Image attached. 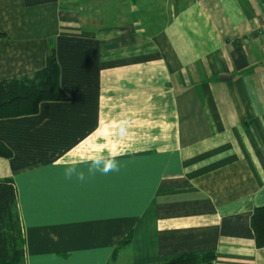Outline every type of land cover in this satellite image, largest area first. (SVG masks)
I'll return each mask as SVG.
<instances>
[{
  "label": "crops",
  "instance_id": "0c3cea01",
  "mask_svg": "<svg viewBox=\"0 0 264 264\" xmlns=\"http://www.w3.org/2000/svg\"><path fill=\"white\" fill-rule=\"evenodd\" d=\"M0 32V82L54 50L70 97L0 119L26 264H264V0H0Z\"/></svg>",
  "mask_w": 264,
  "mask_h": 264
},
{
  "label": "trees",
  "instance_id": "16d2710c",
  "mask_svg": "<svg viewBox=\"0 0 264 264\" xmlns=\"http://www.w3.org/2000/svg\"><path fill=\"white\" fill-rule=\"evenodd\" d=\"M4 34L0 32V37ZM53 50L45 68L31 75L0 82V119L37 115L39 104L46 101H68L70 97L60 85V67ZM12 151L0 143V157L9 159ZM17 192L10 179L0 180V264H26L23 229L17 204ZM258 248H264V206L255 209L251 218ZM130 236L122 245L129 243ZM119 248L112 254L117 260ZM215 255L185 254L158 264H211Z\"/></svg>",
  "mask_w": 264,
  "mask_h": 264
},
{
  "label": "clouds",
  "instance_id": "9594fccd",
  "mask_svg": "<svg viewBox=\"0 0 264 264\" xmlns=\"http://www.w3.org/2000/svg\"><path fill=\"white\" fill-rule=\"evenodd\" d=\"M116 164H115V161L112 160L110 163H108L105 168L103 169V172L104 173H107L108 171H111V170H115L116 169ZM70 175V173H69ZM80 179H83V176L80 177Z\"/></svg>",
  "mask_w": 264,
  "mask_h": 264
},
{
  "label": "water",
  "instance_id": "95a60500",
  "mask_svg": "<svg viewBox=\"0 0 264 264\" xmlns=\"http://www.w3.org/2000/svg\"><path fill=\"white\" fill-rule=\"evenodd\" d=\"M221 79L222 80H228V79H230V77L222 76Z\"/></svg>",
  "mask_w": 264,
  "mask_h": 264
}]
</instances>
